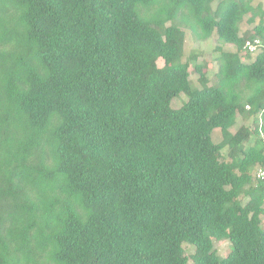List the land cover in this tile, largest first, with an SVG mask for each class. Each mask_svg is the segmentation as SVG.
I'll use <instances>...</instances> for the list:
<instances>
[{
	"label": "trees",
	"instance_id": "16d2710c",
	"mask_svg": "<svg viewBox=\"0 0 264 264\" xmlns=\"http://www.w3.org/2000/svg\"><path fill=\"white\" fill-rule=\"evenodd\" d=\"M263 166L262 3L0 0V264H264Z\"/></svg>",
	"mask_w": 264,
	"mask_h": 264
},
{
	"label": "rangeland",
	"instance_id": "374dc122",
	"mask_svg": "<svg viewBox=\"0 0 264 264\" xmlns=\"http://www.w3.org/2000/svg\"><path fill=\"white\" fill-rule=\"evenodd\" d=\"M257 3H262V6L264 8V0H257ZM251 26H249L246 22H244L242 24V31L249 29ZM186 44H185V58L184 60H186V58L188 57V55L193 54L194 56H197L198 61L201 62L202 60H212L211 58L216 56L217 54L214 52V48H215V42L213 40L208 41V42H195L192 40V38L190 37V34L188 33V31L186 32ZM262 49V48H261ZM260 49H258L259 51ZM257 51V52H258ZM256 55V53L254 55H251V57H254ZM191 65H190V71H192L193 66L196 64V62L194 60H191ZM211 63V62H210ZM159 65L162 66L163 62L160 60L159 61ZM210 78H212L213 74L215 73V69H216V64L211 63V67H210ZM191 80L193 82V84L196 87H200L197 79L198 76L196 74H191ZM187 101V97L183 94L182 96H178L176 98L173 99L171 106L174 108H178L182 105V103H185ZM242 121L240 118H238V122L237 125L235 127H233L231 129L232 133H235L236 130L242 125ZM250 128H254V123L251 120L250 122L247 123ZM221 140V135L219 130H216L213 134V141L215 143L219 142ZM223 154H226V150L223 151ZM183 248L186 252V255L188 257H190L193 253H194V248L188 244H184ZM214 248L217 252V254L220 257H224L230 249V243L225 241V242H216L214 241ZM188 264H192V262H189Z\"/></svg>",
	"mask_w": 264,
	"mask_h": 264
},
{
	"label": "built area",
	"instance_id": "2783aa9c",
	"mask_svg": "<svg viewBox=\"0 0 264 264\" xmlns=\"http://www.w3.org/2000/svg\"><path fill=\"white\" fill-rule=\"evenodd\" d=\"M260 47H261V41L258 40V39H255L253 41H247L246 44H245V49L249 53H255V52H257ZM255 177L258 180H261V181L264 182V166L263 167H260L257 170V172L255 174Z\"/></svg>",
	"mask_w": 264,
	"mask_h": 264
},
{
	"label": "clouds",
	"instance_id": "9594fccd",
	"mask_svg": "<svg viewBox=\"0 0 264 264\" xmlns=\"http://www.w3.org/2000/svg\"><path fill=\"white\" fill-rule=\"evenodd\" d=\"M260 48H261V47H260ZM260 48H259V49H260ZM255 53H257V52H255Z\"/></svg>",
	"mask_w": 264,
	"mask_h": 264
}]
</instances>
